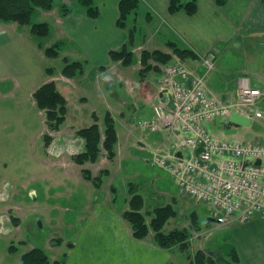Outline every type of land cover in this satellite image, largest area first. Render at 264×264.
<instances>
[{
    "label": "rangeland",
    "instance_id": "rangeland-1",
    "mask_svg": "<svg viewBox=\"0 0 264 264\" xmlns=\"http://www.w3.org/2000/svg\"><path fill=\"white\" fill-rule=\"evenodd\" d=\"M61 6L60 2L56 3V13L61 12ZM148 10L143 3L128 19L129 28L137 29L136 48H131L135 51V65L130 69L122 67L120 71L114 70L115 76L111 77L114 90L107 89L110 83L102 82L104 98L110 107L105 106L99 95H95V104L90 102V107L83 111L88 118L92 116L93 108L102 117L107 108L114 111L120 136L117 161L108 163L103 159V166H109L112 175L109 170L108 176H102L100 189H95L83 179L74 156L64 151L67 148L59 143L62 135L47 128L45 112L34 103L33 91L48 81V70L59 72L65 65L63 58L66 55L71 57L70 52L66 53L68 47L64 49L66 54L63 53L59 59L46 56L45 50L55 45L56 15L41 11L32 18V24L48 23L51 26V35L47 38L33 37L30 26L21 28L18 24L0 22V264H21L22 256L33 248L46 251L51 264L68 262V255L75 250L72 258L75 263L78 255L92 251L99 240L98 232L91 228L92 223L87 231L80 227L79 216L86 212L82 210L86 200L103 203V206L120 213L119 210L132 198L131 184L136 186L138 194L144 199L142 212L147 224L153 219L156 208L173 206L177 215L168 221L165 232L186 230L190 235L187 250L179 253L180 258H188L199 250L219 249L225 253L235 247L233 232L210 222L211 208L192 201L182 193L169 172L153 164L154 152L163 147L162 135L138 128L141 121L151 116V107L138 103L129 96L126 86L120 85L126 80L131 83V79L134 84L141 83L137 72L143 68L142 53L145 50L155 51L156 45L160 46L156 44V39L165 44L175 42L182 46L181 40L172 32L171 22L154 14V18L147 21ZM241 37L236 45L231 44L217 55L215 70L206 80L214 93L226 87L235 90L243 72L249 73L253 85L264 83V32L245 31ZM184 63L187 67L196 68L192 61ZM98 70L92 71L91 82L97 81ZM160 72L149 74L147 81L150 87L155 89ZM262 84L259 83L261 88L264 87ZM76 103L72 98V105ZM74 107H71L72 112ZM83 125L80 127L85 128ZM207 128L215 136L223 135L222 127L210 123ZM238 133L246 141H264V119L253 123L250 128L240 127ZM47 136L52 138L50 145L56 140L54 147L60 150L54 153L56 160L47 156L50 146L46 147ZM103 155L106 156L105 152ZM101 166L89 163L86 169L93 170L91 174L94 172L97 177L102 172ZM109 195L114 203L107 201ZM195 213L197 221L192 216Z\"/></svg>",
    "mask_w": 264,
    "mask_h": 264
},
{
    "label": "crops",
    "instance_id": "crops-1",
    "mask_svg": "<svg viewBox=\"0 0 264 264\" xmlns=\"http://www.w3.org/2000/svg\"><path fill=\"white\" fill-rule=\"evenodd\" d=\"M182 1L186 2L187 0ZM223 1V5L219 6L217 0H198V13L193 17L188 16L185 12L171 15L168 11L170 0H140V6L144 3L150 10H148L147 21L152 20L154 14L166 21L168 19L171 22L172 32H175L182 42V46L177 43L180 47L190 49L200 57L205 56L209 52L215 53L217 57L218 53L223 49L226 51L231 44L236 45V42L242 39L241 34L245 31L251 33L264 32V0ZM57 2L68 7V9H70V14L64 17L62 16V12L56 13V8L50 12H46L49 14L53 13L57 17L54 44H61L58 57L49 59H59L65 52L64 49L68 47L66 53L70 52L71 57L66 55L63 58L64 63L65 59L70 63H81L84 66L85 73L74 79L68 78L63 75L65 63L59 72L52 69V75L50 76V74H48V81H46V83L54 81L58 90L68 102L67 119L58 132L62 135L59 143L63 145L64 148H67V150L64 151H69L75 156L83 152L85 148V141L77 135V132L82 129L80 126H82L83 123V126L86 127L94 124L92 116L89 118L87 115L84 116L83 111L85 108L90 107V102L95 104L94 99L97 100L95 95H99L100 100L104 101L105 106L108 108L110 107L104 98L105 90L102 88V82L105 81L107 85L110 83L107 89L114 90L115 84L113 85V82H111L113 81L111 77L115 76L114 70L120 71L122 67L130 69L135 65L134 61L132 66L127 67L124 66L122 61L114 62L110 57L112 51H119L123 46L128 44L129 32L132 28H129V25L126 29H122L118 26V20L120 18L119 4L121 0H94V4L100 12V16L97 19L90 18L86 9L79 4L78 0H55V3ZM51 31L50 26L49 36L51 35ZM144 41L148 43V39ZM168 43L165 44L156 39V44H160V46L156 45V50H161L167 54H173L170 51L171 49L167 46ZM136 44L137 38L135 31L134 49L136 48ZM163 44L165 47H163ZM134 49L132 51L135 54ZM197 59L187 58L186 61H192L196 66L195 69L189 66L188 68L198 75H203L204 68L200 66L199 60ZM175 60H177V58H175ZM186 61L181 62L185 64L184 62ZM96 70H98V73H96L98 74L97 81L91 82L89 79L92 71ZM140 70L137 73L140 74ZM149 74L141 80V83H135L136 85L131 78V83H129V80H126L125 84L123 83L122 85L121 82L120 85H125L129 96L136 99L138 103L142 102L151 107L150 101L157 92L158 81L155 83V89L150 87L147 81ZM248 74L247 72H243L240 76ZM159 75L161 77V72ZM259 83L262 84V82H256L254 86L260 87ZM128 84H130V86H128ZM262 85H264V83ZM89 88H92V90H87ZM38 89L33 91V99L34 93ZM262 89H264V87ZM210 92L225 103L236 101V96H238L237 86L235 90L226 87L216 93L211 90ZM72 98L75 102L77 101L74 105H72ZM91 99L92 101H90ZM79 101L83 104H80ZM34 103L36 105L35 100ZM72 106H75L72 109L73 112L71 111ZM108 108L105 114L110 112L114 117V111ZM137 112L138 107L136 106V113ZM93 114L98 116V125L103 133V120L105 114L102 117L97 113L95 108L92 109V115ZM150 114L152 115V108ZM117 133L119 141L116 147L117 157L115 161H117L119 157L121 145L118 128ZM162 140L161 143H163V147L160 149H165L167 144L163 135ZM55 142L56 140L47 148L46 153L47 156L56 160L54 153H59L60 150L54 147L56 144ZM103 159L108 162L106 156L104 157L102 154L96 164H90L91 166L101 164L102 170L109 169V166H103ZM87 165H89V163L78 165V167L82 172L86 169ZM109 170L111 176L112 170ZM92 173L94 176V172ZM93 187L95 186L93 185ZM89 201L86 200L87 203L82 209L86 211L85 214L79 216L80 227L82 230L87 231L89 224L92 223L91 228L95 232H98L99 240L96 241L92 247V251H86L85 254L78 255L75 263L72 258L76 251L71 250L72 252L67 257L68 262L64 264H192L190 258H180L179 253H182V251L179 248L164 249L158 246L154 240L153 232L143 240L134 238L132 228L126 224L123 217L124 213L130 209L129 201L119 210L120 213L116 212L115 209L103 206V203H93L92 199H89ZM107 201L114 203L110 195L107 197ZM92 203L94 207H92ZM89 211H91L92 214ZM210 222L212 221L210 220ZM223 229L228 232L232 231L234 234L233 245L236 247L240 256V264H264V219L255 218L245 224L234 227H224ZM183 253H185V251Z\"/></svg>",
    "mask_w": 264,
    "mask_h": 264
},
{
    "label": "built area",
    "instance_id": "built-area-1",
    "mask_svg": "<svg viewBox=\"0 0 264 264\" xmlns=\"http://www.w3.org/2000/svg\"><path fill=\"white\" fill-rule=\"evenodd\" d=\"M215 59L214 53L201 58L203 75L182 63L163 67L158 92L151 98L152 115L138 128L163 135L167 147L154 152L153 164L169 172L183 194L209 206L218 225H242L264 219V141H246L239 129L218 137L207 125L233 114L250 119L251 125L260 122L264 90L243 75L237 80L238 100L221 101L206 81Z\"/></svg>",
    "mask_w": 264,
    "mask_h": 264
},
{
    "label": "trees",
    "instance_id": "trees-1",
    "mask_svg": "<svg viewBox=\"0 0 264 264\" xmlns=\"http://www.w3.org/2000/svg\"><path fill=\"white\" fill-rule=\"evenodd\" d=\"M218 5H223V0H217ZM79 4L84 7L87 14L92 19L100 16L99 9L95 6L94 0H78ZM56 6L55 0H0V22L16 23L21 28L30 26L32 36L38 38H47L50 34V25L48 23L32 24L33 16L40 12H50ZM140 7V0H121L119 4L120 18L118 26L122 29L128 27L129 17L136 13ZM168 11L171 15L179 12H185L188 16L193 17L198 13V0H170ZM62 16L70 14V9L61 6ZM136 28H132L129 32V42L119 51H112L110 57L114 62L122 61L124 66H132L134 64V53L131 48L134 46ZM167 46L173 51V54H167L161 50L148 51L142 53L140 70L141 79L145 78L149 73L159 72L158 66H153L151 62L158 65H170L175 62V58L179 61H185L187 58L197 59L199 56L190 49L180 47L177 43L171 42ZM61 44L57 43L45 50L47 58H56L59 55ZM65 67L63 75L74 79L84 75L85 69L81 63H70L65 59ZM52 69L48 70V74L52 75ZM34 100L39 110L45 112V123L51 132L60 131L64 125L68 114V102L60 93L55 82H49L39 88L34 93ZM94 124L89 127L80 129L77 132L78 137L85 141L84 151L74 156L77 165H85L87 163L96 164L103 152L109 162H114L117 157L116 147L118 145L117 126L113 115L107 112L104 116V132H101L98 125L99 118L96 114L92 115ZM45 138V137H44ZM46 147L52 141V138H45ZM86 181L91 182L96 188L100 189L103 185V177L109 175V170H102L101 174L94 177L91 171L85 169L82 171ZM129 200L130 209L123 215L124 220L130 225L133 236L136 239H146L151 232L158 246L164 249L179 248L186 251L189 233L184 230H173L165 232V226L170 219L176 217L172 205L158 207L155 209L154 217L150 224L146 222V216L142 212L145 203L143 197L138 194L137 189L131 184ZM197 221L196 213L192 215ZM12 251H16L13 249ZM192 264H240V256L236 247H231L228 252L222 253L221 250H199L188 256ZM21 264H51V260L46 251L41 248H33L22 256ZM59 264V263H57Z\"/></svg>",
    "mask_w": 264,
    "mask_h": 264
},
{
    "label": "water",
    "instance_id": "water-1",
    "mask_svg": "<svg viewBox=\"0 0 264 264\" xmlns=\"http://www.w3.org/2000/svg\"><path fill=\"white\" fill-rule=\"evenodd\" d=\"M214 124L216 126H220L223 129V132L226 135L229 134H235L236 133V129L240 128V127H249L251 124L250 119H247L245 117H242L240 115L237 114H233L228 120L221 122V119L219 117L215 118L214 120ZM231 127H235V129H232ZM256 166H260L261 165V161H257V163L255 164Z\"/></svg>",
    "mask_w": 264,
    "mask_h": 264
}]
</instances>
